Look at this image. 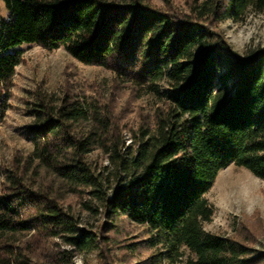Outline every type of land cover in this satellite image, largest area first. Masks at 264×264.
Listing matches in <instances>:
<instances>
[{
  "label": "trees",
  "instance_id": "16d2710c",
  "mask_svg": "<svg viewBox=\"0 0 264 264\" xmlns=\"http://www.w3.org/2000/svg\"><path fill=\"white\" fill-rule=\"evenodd\" d=\"M1 3L0 91L12 88L21 47L36 45L106 68L162 106L127 144L100 100L38 92L33 151L0 167V264H74L76 252L105 264H264V252L204 228L221 171L235 165L264 181V48L240 56L218 30L264 14V0H202L182 15L148 0ZM72 196L102 222L81 227ZM52 239L74 250L39 245ZM115 247L126 257L112 259Z\"/></svg>",
  "mask_w": 264,
  "mask_h": 264
},
{
  "label": "rangeland",
  "instance_id": "374dc122",
  "mask_svg": "<svg viewBox=\"0 0 264 264\" xmlns=\"http://www.w3.org/2000/svg\"><path fill=\"white\" fill-rule=\"evenodd\" d=\"M148 1L158 9L182 15L190 13L191 7L202 0ZM0 16H7L2 3ZM218 30L240 56L264 48V14L250 13L243 22L228 21L220 24ZM21 50L23 62L16 70L12 88L9 92L0 91V108L2 110L4 105L7 108L0 123V167L12 166L15 158L26 157L33 151L28 136L34 121L30 115V103L40 91L58 97L79 94L100 100L113 109L114 122L122 128L127 144L132 143L133 132L152 120L156 109L162 106L153 96H143L131 85L120 83L112 71L83 65L65 49L48 51L36 45H24ZM92 157L108 164L107 158L100 152ZM3 181L0 177V192L4 188ZM206 198L214 208L212 220L204 224L206 231L245 242L264 252L263 180L246 169L232 165L219 173ZM82 201L72 196L67 200L66 207H71L81 227L98 226L102 215L85 210ZM126 228L131 236L142 235L141 228L128 224ZM39 245L50 251L74 250L60 239L39 242ZM125 253L115 247L111 258L120 261L126 257ZM73 261L74 264H105L96 253L76 252ZM39 263L44 264L41 257ZM179 264H185V260Z\"/></svg>",
  "mask_w": 264,
  "mask_h": 264
}]
</instances>
